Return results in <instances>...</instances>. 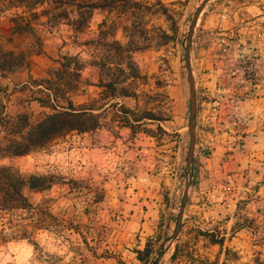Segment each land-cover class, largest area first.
<instances>
[{
    "label": "rangeland",
    "instance_id": "obj_1",
    "mask_svg": "<svg viewBox=\"0 0 264 264\" xmlns=\"http://www.w3.org/2000/svg\"><path fill=\"white\" fill-rule=\"evenodd\" d=\"M135 1L148 8L117 4L82 17L48 1H0V96L11 117L48 111L32 100V81L50 77L64 57L81 66L73 104H90L101 90L97 57L114 53L113 39L138 47L130 53L137 77L127 80L135 95L98 100L97 128L0 158L24 177L50 182L23 187L32 209L0 210V264H149L136 253L146 245L148 260L162 248L157 264H264V0H208L198 16L189 53L190 169L184 47L203 0ZM146 110L159 120H134ZM10 137L0 128L2 144ZM203 231L222 235V245ZM176 242L180 254L171 260Z\"/></svg>",
    "mask_w": 264,
    "mask_h": 264
},
{
    "label": "trees",
    "instance_id": "obj_2",
    "mask_svg": "<svg viewBox=\"0 0 264 264\" xmlns=\"http://www.w3.org/2000/svg\"><path fill=\"white\" fill-rule=\"evenodd\" d=\"M12 2L13 0H0ZM28 2V5H35L42 1H48L54 5H68L75 7L78 17L84 14H90L93 9L110 10L119 4L120 8H148L135 0H95L81 3L76 0H19ZM163 12L167 14L166 10ZM161 36L165 40L171 36L163 33ZM127 40L125 44L118 40H112L108 46L112 47L113 54L106 53L97 57L94 65L99 66L98 82L94 85L100 87L97 99H92L90 104L74 105L70 96L74 93L81 83L80 70L81 66L75 56H66L64 61H59V66L54 69L50 77L43 80H33L34 86L37 87V94L32 100L38 102L39 106L48 109L37 115L33 120L26 113H18L14 117L9 116L5 111V103L0 96V128L7 131L11 137L5 144L0 142V158L7 156H19L29 151L43 146L49 141L61 137L70 131L86 132L95 129L99 125V114L93 113L98 110L96 102L100 99H115L118 96H134V90L130 89L127 80L137 77V69L131 59L130 53L138 47L127 48L130 45ZM10 55H12L10 53ZM70 64L73 67H70ZM5 65H0V74L2 75ZM10 66V65H7ZM12 68L8 67V70ZM3 76V75H2ZM88 84V83H87ZM4 91L0 87V92ZM123 122L130 125L128 118L129 109H122ZM145 118L149 120H159L155 115L146 110L143 115L137 116L134 120ZM46 177L33 176L24 177L18 169L11 165H0V210L14 209H32L33 205L28 201L22 189L24 186L31 188L44 189L49 185ZM50 216V213H46ZM201 235L213 244L222 245L223 236L216 237L212 232L203 231ZM180 246L176 242L170 259L174 260L179 256ZM153 251L146 245L143 250H137V258L143 263L155 264L156 255L162 252L158 248L156 255L148 260L149 254ZM157 264V263H156ZM256 264H260L257 261Z\"/></svg>",
    "mask_w": 264,
    "mask_h": 264
},
{
    "label": "water",
    "instance_id": "obj_3",
    "mask_svg": "<svg viewBox=\"0 0 264 264\" xmlns=\"http://www.w3.org/2000/svg\"><path fill=\"white\" fill-rule=\"evenodd\" d=\"M206 1L208 0H203L201 2V4L196 8L187 35H186V43H185V47H184V59H185V66H186V73H187V79H188V86H189V91H188V95H189V120H188V125H187V129L189 132V147H188V151H187V155H186V168L190 169L191 164H192V160H193V151H194V140H195V123H194V117H195V110H196V91H195V84H194V77L192 74V70H191V64H190V59H189V53H190V48H191V38H192V34H193V30L194 27L196 25L197 19L199 14L201 13V10L204 6V4L206 3ZM188 187L189 184L186 183L185 187H184V191H183V195H182V200H181V204H180V208H179V213L177 215V220H176V225L175 228L173 230V233L171 235V239H175L178 230L180 228V224H181V218H182V213H183V209H184V205H185V201L187 198V194H188ZM162 252L159 253V255L157 256L156 260H155V264L158 262L159 258L161 257Z\"/></svg>",
    "mask_w": 264,
    "mask_h": 264
},
{
    "label": "crops",
    "instance_id": "obj_4",
    "mask_svg": "<svg viewBox=\"0 0 264 264\" xmlns=\"http://www.w3.org/2000/svg\"><path fill=\"white\" fill-rule=\"evenodd\" d=\"M53 32L55 33V31H53ZM50 35H53V33H51ZM43 60H45V61L46 60H49V57L48 56L47 57L45 56ZM32 64H34V63H32Z\"/></svg>",
    "mask_w": 264,
    "mask_h": 264
}]
</instances>
